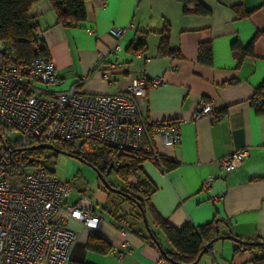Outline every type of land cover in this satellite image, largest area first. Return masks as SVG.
I'll use <instances>...</instances> for the list:
<instances>
[{"label":"crops","instance_id":"1","mask_svg":"<svg viewBox=\"0 0 264 264\" xmlns=\"http://www.w3.org/2000/svg\"><path fill=\"white\" fill-rule=\"evenodd\" d=\"M196 1L208 12H197L196 3L186 4L185 0H87V20L73 27L56 23L48 0L37 1L30 14L62 78L46 96L73 86L87 93H116L125 90L134 78H163L160 85L148 88L140 110L155 121L181 120V143L166 146L159 134L154 135L158 151L177 166L165 172L151 160L143 162L141 174L147 187L154 188L150 202L177 228L187 223L202 226L215 216L220 219V234L229 237L213 243L196 264H248L253 258L251 252H236L233 238L264 240V114L257 113L251 103L264 81V0ZM237 5L251 13L240 17L234 10ZM131 24L133 28L121 38L111 32ZM167 27L170 48L179 49L181 57L158 54L161 31ZM256 34L254 57L239 63L233 43L246 46ZM139 39L144 40L145 49L134 54L131 47ZM201 43L212 47L211 64L199 59ZM116 44L120 46L117 56L108 55ZM113 60L119 65L113 67ZM201 101L212 103L225 117L216 122L207 117L193 119ZM244 147H248L249 155L241 166L219 177L218 160ZM84 164L86 180H100L98 173ZM211 175L217 179L205 190L203 180ZM135 181L131 174L129 183ZM83 195L94 201V210L101 215L98 234L112 247L119 245L129 254L119 259L112 251L89 250L87 243L93 233L71 221L69 226L81 232L72 261L172 264L132 232H146L145 222L134 217L135 207L129 204L126 209L123 202L111 198L108 189L100 187L89 196L85 190L75 192L72 186L66 203L74 205ZM127 213L129 217L123 218ZM124 221L129 227L133 225L126 233L121 231ZM158 236L164 249L171 251V243L162 234Z\"/></svg>","mask_w":264,"mask_h":264},{"label":"built area","instance_id":"2","mask_svg":"<svg viewBox=\"0 0 264 264\" xmlns=\"http://www.w3.org/2000/svg\"><path fill=\"white\" fill-rule=\"evenodd\" d=\"M132 28L131 24L111 32L121 38ZM89 33L94 31L89 29ZM37 37L41 38L40 32ZM119 50L116 44L108 55L117 56ZM111 63L113 67L119 65L118 60ZM61 79L52 59L17 60L0 42V132L7 133L0 136V264H70L81 232L69 223H79L92 233H98L101 224L91 198L83 195L74 205L66 203L72 191L69 182L59 180L42 165L17 166L18 148L33 142L59 141L91 153L97 145H105L132 151L138 159L147 155L164 170V157L154 135L159 134L166 146L181 143V120L155 121L140 110L148 88L163 82L160 75L150 80L134 78L125 90L116 93H87L73 86L46 96ZM201 117L216 122L225 113L201 101L192 118ZM12 133H17V138L12 139ZM248 155L249 149L244 147L218 160L219 177L237 170ZM132 174L139 184L141 171ZM215 179L213 175L204 179L202 188L209 190ZM121 231L128 232L127 222L122 223ZM111 251L119 259L129 254L119 245Z\"/></svg>","mask_w":264,"mask_h":264},{"label":"trees","instance_id":"3","mask_svg":"<svg viewBox=\"0 0 264 264\" xmlns=\"http://www.w3.org/2000/svg\"><path fill=\"white\" fill-rule=\"evenodd\" d=\"M39 0H0V42L10 50L17 60L28 61L38 57L50 58L48 49L43 43L41 38H38L39 27L35 19L30 14L32 6ZM52 10L56 15V23L63 27H73L80 25L87 20V0H48ZM186 4L196 3V11L201 13L208 12V9L203 7L196 0H185ZM264 6V2L262 4ZM240 17L248 16L251 11L245 10L241 5H237L234 9ZM169 28L161 31L162 38L158 47V54L161 56H175L181 57L180 50H172L169 43ZM259 34H256L252 40L246 45H241L238 41L233 43V51L235 57L241 63L246 57H254L255 42ZM134 54H138L145 49L143 39L134 47H131ZM199 59L206 63L212 62V47L209 43H201L199 46ZM252 105L259 114H264V81L257 88L255 96L251 100ZM2 134H7L1 133ZM3 137H0L2 139ZM56 147L69 153L72 156L82 158L86 164L91 167H96L99 172L106 174L110 165L113 163L112 172L125 183V189H120L128 193L133 198L142 196L138 205L133 198L126 197L121 193L114 192L108 189L109 193H116L123 196L124 200L136 208L134 217L137 220L144 222L143 212H145L148 219V226L145 224L146 232H141L137 229H132V232L137 234L142 240L148 242L154 248L159 250L162 256L171 260L172 264H191L198 258L203 248L218 236L217 226L220 219L215 216L213 220L202 226H194L191 223L185 224L182 228H177L170 224L163 218L159 212L153 207L150 202L151 190L147 187L148 182L141 174L139 184L129 183L131 174L135 171H141L142 164L145 160H151L147 155L138 159L132 151H120L115 148L97 145L93 152L83 153L74 150L72 147L67 146L59 141L55 142ZM40 143L33 142L28 146L20 147L16 150L15 159L17 166L33 167L44 166L48 172L55 174L54 169L51 167L49 158L45 154V149L38 148L32 149ZM119 164V165H118ZM162 164L167 172L174 169L177 164L175 161L163 158ZM159 167V164H156ZM110 173V174H111ZM109 174V175H110ZM113 187L114 185L111 184ZM116 188V187H115ZM123 218H128L129 214L122 215ZM133 225H131L132 227ZM131 227L127 226L128 231ZM158 234H162L168 240L173 249L167 251L164 249ZM235 240V250L250 251L253 258L251 263L264 264V240L257 239L255 244H246L239 238ZM87 247L89 250L98 253H108L111 251V244L100 236L98 233H93L90 236ZM70 264H89L84 261H72Z\"/></svg>","mask_w":264,"mask_h":264},{"label":"rangeland","instance_id":"4","mask_svg":"<svg viewBox=\"0 0 264 264\" xmlns=\"http://www.w3.org/2000/svg\"><path fill=\"white\" fill-rule=\"evenodd\" d=\"M17 136V133L11 134L12 139L17 138ZM52 144L56 146V143ZM45 154L49 158L48 160L50 161L51 167L55 171L56 177L59 180L71 182L75 192L79 190H85L89 196H94V193H96L99 187L107 189L102 180H93L91 182L86 180L87 176L82 170L85 164L80 158L50 149H45ZM106 180L109 184H113L116 188H125V183L117 176L115 172H112L109 176H107ZM111 198L123 202V207L126 209L130 206L121 195L112 193Z\"/></svg>","mask_w":264,"mask_h":264},{"label":"water","instance_id":"5","mask_svg":"<svg viewBox=\"0 0 264 264\" xmlns=\"http://www.w3.org/2000/svg\"><path fill=\"white\" fill-rule=\"evenodd\" d=\"M31 148H32V149H38V148H42V149H50V150H54V151H56V152H62V153H65V154H69V153H67V152H65V151H63V150H60L58 147H56V146H55L54 144H52V143H40V144H38V145H36V146H33V147H31ZM69 155H70V154H69ZM80 159H81L82 162L86 163L84 159H82V158H80ZM88 165H89V164H88ZM113 166H114V165H113V163H112V164L110 165V167H109V169H108V171H107L106 174H103V173L99 172L98 169H97L96 167H92V168L98 173V175H99V179L102 180V182L104 183V185L106 186L107 189H110V190H112V191H114V192H117V193H121L122 195H125L126 197L133 198V197H132L131 195H129L128 193L123 192V191H121L120 189L113 187L111 184H109V183L107 182L106 177L109 176V174L111 173ZM133 199H134V201L139 205V204H140L139 200L142 199V196H138V197L133 198ZM143 216H144V222H145V224L148 226V219H147V216H146L145 212H143ZM217 233H218V236H217L215 239H213L211 242H209V243L203 248V250H202L201 253L199 254V256H198V258L196 259V261H194V262L191 263V264H196V263H198V262L200 261L201 257H202L206 252L209 251V249H210V247L212 246V244L215 243L217 240H219V239H224V238L229 237V236H226V235H221L218 226H217ZM235 239H236V238H235ZM243 242L246 243V244H255V243H256V242H249V241H243ZM170 261H171V260H170ZM248 264H253V263H248Z\"/></svg>","mask_w":264,"mask_h":264}]
</instances>
